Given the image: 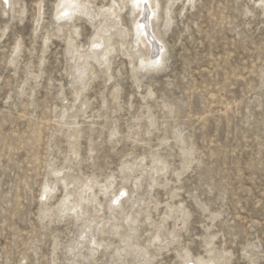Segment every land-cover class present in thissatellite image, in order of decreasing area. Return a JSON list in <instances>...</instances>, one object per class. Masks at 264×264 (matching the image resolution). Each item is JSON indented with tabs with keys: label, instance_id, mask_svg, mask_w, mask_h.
I'll list each match as a JSON object with an SVG mask.
<instances>
[{
	"label": "rangeland",
	"instance_id": "rangeland-1",
	"mask_svg": "<svg viewBox=\"0 0 264 264\" xmlns=\"http://www.w3.org/2000/svg\"><path fill=\"white\" fill-rule=\"evenodd\" d=\"M11 3L0 264H264V0H156L146 68L130 4L102 64L98 18L66 23L80 0Z\"/></svg>",
	"mask_w": 264,
	"mask_h": 264
},
{
	"label": "bare ground",
	"instance_id": "bare-ground-1",
	"mask_svg": "<svg viewBox=\"0 0 264 264\" xmlns=\"http://www.w3.org/2000/svg\"><path fill=\"white\" fill-rule=\"evenodd\" d=\"M65 1V0H62ZM8 2V6H10L11 0H7ZM113 4L109 7L108 9V13H100L97 15L92 14V9L90 10V5L92 3V0H80L79 3V9L76 10L75 15H73L71 18H69L66 23L68 22H72L75 19L77 20L78 18L81 17H86L89 20L94 21L95 18H98V21H94L96 22L95 24L96 26V35L95 38L92 41V44H97L100 42H104L105 46L104 48L101 50V52H94L93 50V54L92 56L89 57V55L87 57L92 58L94 60H96L98 63H102L103 61H106L108 56L110 55V53L113 51V48L110 46V39L111 37H114L111 33L112 30L117 31V33H121L124 31V29L121 28V15L123 13H125L127 11V8L130 4L131 9H132V14L133 16H135L136 12H138V17L144 15V13H148V17L147 19H143V20H137L134 24V37H135V44L137 45V47H140L141 45H143L144 47H148V51L151 53V48H152V52L153 54L151 55L149 53V56L147 58H142L141 59V64L144 68L146 67H152V66H157V65H161L164 61V59L161 56V51H162V47H160L158 44H156V42H154L152 39L150 40L149 38V33H147V27L150 25V23H153L155 19L158 18L157 15V8L158 5L156 3V0H125V2L123 0H112ZM14 5V4H12ZM149 9V10H148ZM67 13L69 12V9L66 10ZM94 13V12H93ZM76 17V18H75ZM110 23V24H109ZM123 34V33H122ZM122 38H124L123 35H121ZM124 45V44H123ZM153 48L156 49L153 50ZM92 53V52H91ZM137 54V53H136ZM86 58V57H85ZM160 58V59H158ZM86 64V63H85ZM103 64V63H102ZM84 65V64H83ZM86 68L83 67V69ZM82 66L78 69L79 72L82 73ZM82 76V75H81ZM47 190L44 191V197H47ZM120 194V193H119ZM122 195V194H120ZM119 195V196H120ZM128 196V195H127ZM126 197V196H125ZM67 200V199H66ZM114 203H111L112 206L114 207L116 206L117 208L120 207V200L121 198L116 196V198L114 199ZM69 201V199H68ZM123 201V200H122ZM64 202V201H63ZM125 202V200H124ZM64 204V203H62ZM67 204V202H66ZM69 205V204H68ZM63 208V207H62ZM113 209V208H111ZM120 209H122L120 207ZM122 213V212H121ZM86 228V227H85ZM102 229V228H101ZM99 231V230H98ZM103 231V230H101ZM113 231V230H112ZM112 233V232H111ZM119 232H116V234ZM98 234V232H96V235ZM96 235L94 234L92 237V241H91V245L95 246L96 248H90V250H92L93 252L97 250V247H102V243H105L104 240L102 241H98L96 239ZM103 236V235H102ZM159 236V235H157ZM116 237V236H115ZM120 237V235H119ZM91 239V238H90ZM130 239V238H129ZM160 239V238H159ZM89 240V239H88ZM131 240V239H130ZM83 241V240H82ZM133 241V240H132ZM154 241V240H153ZM156 241V238H155ZM154 241V242H155ZM160 241V240H159ZM79 242V241H78ZM81 242V241H80ZM123 242V241H122ZM126 242V247H131L132 242L129 243V241L125 240ZM158 242V241H157ZM86 244V243H85ZM90 244V243H89ZM77 245V243H76ZM125 245V244H124ZM74 246V245H73ZM72 246V247H73ZM82 246V245H81ZM80 246L79 250L82 249ZM92 246V247H93ZM139 246V245H138ZM76 247V246H75ZM74 247V248H75ZM83 247V246H82ZM125 247V246H124ZM71 248V247H70ZM69 248V249H70ZM117 248V247H116ZM119 248V247H118ZM141 248V247H140ZM76 249V248H75ZM85 249V248H84ZM83 249V250H84ZM107 249V248H106ZM105 249V250H106ZM133 249V247H132ZM78 250V251H79ZM116 250V249H115ZM75 251V250H74ZM73 251V252H74ZM107 251V250H106ZM120 251V248H119ZM122 251V250H121ZM120 251V252H121ZM124 251H126L124 249ZM148 251V250H147ZM110 252V251H109ZM119 252V253H120ZM123 253V252H122ZM144 253V252H143ZM111 254V253H110ZM147 254V253H146ZM145 254V256H146ZM80 256L76 251L74 252L73 256ZM88 255V254H87ZM123 255V254H122ZM129 255V254H128ZM84 256V255H83ZM148 257V256H146ZM92 258V257H91ZM117 258V257H116ZM140 258V257H139ZM88 259V258H87ZM134 259V258H133ZM138 259V258H137ZM122 260V259H121ZM126 261V260H125ZM187 261V260H186ZM189 262V261H188ZM73 263V262H72ZM123 263V262H122ZM73 264H76L75 261ZM96 264V263H95ZM127 264V263H126ZM147 264V263H146ZM201 264V263H199Z\"/></svg>",
	"mask_w": 264,
	"mask_h": 264
}]
</instances>
